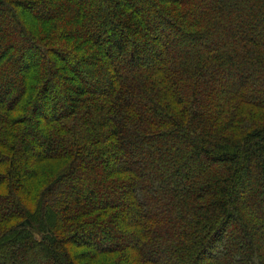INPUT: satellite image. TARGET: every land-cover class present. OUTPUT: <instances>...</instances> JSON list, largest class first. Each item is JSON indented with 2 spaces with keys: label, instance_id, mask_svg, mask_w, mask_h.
I'll use <instances>...</instances> for the list:
<instances>
[{
  "label": "trees",
  "instance_id": "trees-1",
  "mask_svg": "<svg viewBox=\"0 0 264 264\" xmlns=\"http://www.w3.org/2000/svg\"><path fill=\"white\" fill-rule=\"evenodd\" d=\"M0 256L264 264V0H0Z\"/></svg>",
  "mask_w": 264,
  "mask_h": 264
},
{
  "label": "rangeland",
  "instance_id": "rangeland-1",
  "mask_svg": "<svg viewBox=\"0 0 264 264\" xmlns=\"http://www.w3.org/2000/svg\"><path fill=\"white\" fill-rule=\"evenodd\" d=\"M104 166H105V164H104ZM59 167H60V164L57 161H53V160L44 161L39 166V176H38L39 179H37L38 182H40L42 180H44V181L45 180H50L52 175H54L57 172ZM40 184H41V182H40ZM104 195H109V191L104 192ZM118 232H120V242L125 241V239H126L125 234L123 232H121V230H118Z\"/></svg>",
  "mask_w": 264,
  "mask_h": 264
}]
</instances>
